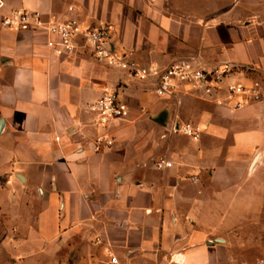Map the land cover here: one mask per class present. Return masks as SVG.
<instances>
[{"label":"crops","instance_id":"crops-1","mask_svg":"<svg viewBox=\"0 0 264 264\" xmlns=\"http://www.w3.org/2000/svg\"><path fill=\"white\" fill-rule=\"evenodd\" d=\"M0 1V22L27 10L46 21L107 25L114 51L141 66L191 61L208 71L229 65L250 70L252 79L264 75V0ZM47 38L0 24V175L12 191L39 202L21 254L7 250L11 262L220 264L211 247L219 238L211 240L207 229L216 213L220 222L221 206L207 197L222 196L216 140L238 126L221 118L250 120L264 100L240 110L224 95L221 105L186 92L160 100L151 83L97 61L84 47L54 57ZM234 81L248 82L234 74L224 83ZM114 87L128 116L99 126L89 105ZM162 112L165 126L154 121ZM176 122L199 124L204 135L197 141L174 135L168 126ZM103 134L113 146L94 153L93 141ZM233 135L235 149L253 148V131ZM262 156L252 157L249 174ZM159 159L172 166L158 169Z\"/></svg>","mask_w":264,"mask_h":264},{"label":"built area","instance_id":"built-area-1","mask_svg":"<svg viewBox=\"0 0 264 264\" xmlns=\"http://www.w3.org/2000/svg\"><path fill=\"white\" fill-rule=\"evenodd\" d=\"M0 24L14 31L37 30L46 33L48 38L45 47L56 58L70 57L78 47H84L97 61L127 73L134 80L151 83L154 95L160 100H172L178 93L186 92L213 99L217 105H221V95H224L225 103L233 110L264 100V75L252 79L249 76L250 70L239 71L229 65L208 71L191 61H176L165 68L158 65L141 66L114 51L111 28L107 25L83 27L76 20L46 21L40 13L27 10L12 11L1 19ZM234 74L248 82L234 81L225 85V80ZM89 111L94 114L99 126H106L111 121H122L129 112L119 99L116 87L104 88L100 98L89 105ZM169 132L197 141L203 129L199 124L176 122L170 126ZM112 146L113 141L109 135L103 134L95 137L92 151L98 153ZM171 166L172 163L164 159L156 162L158 169ZM191 181L196 183L197 179L193 177ZM110 262L116 263V259L111 258Z\"/></svg>","mask_w":264,"mask_h":264},{"label":"rangeland","instance_id":"rangeland-1","mask_svg":"<svg viewBox=\"0 0 264 264\" xmlns=\"http://www.w3.org/2000/svg\"><path fill=\"white\" fill-rule=\"evenodd\" d=\"M262 105L248 118L250 120L245 117L240 120L221 118L223 123L231 122L232 126L237 122L238 126L229 135L222 134V141L216 140V145L221 148L223 164L222 196L219 198L216 194L207 197V203L216 209L218 201V206H221L220 222L218 223L216 213L215 224L212 217L207 229L211 240H222V243H213L211 246L216 249V255L221 257L220 264H264V104ZM247 131H253V148L235 149L233 134ZM257 152H263V156L257 168L249 174L247 166ZM229 157L235 159L231 158L233 164L226 169L224 164ZM37 208V200L24 197L20 191H12L5 177L0 175V264H24L16 258L11 262L13 258L7 250L13 249L18 255L21 254L24 249L23 239L29 233L28 227L34 225V211Z\"/></svg>","mask_w":264,"mask_h":264},{"label":"water","instance_id":"water-1","mask_svg":"<svg viewBox=\"0 0 264 264\" xmlns=\"http://www.w3.org/2000/svg\"><path fill=\"white\" fill-rule=\"evenodd\" d=\"M154 121L159 124V125H162V126H165L167 124V113L166 112H162L160 113L156 118H154ZM170 128V126H168ZM258 157H259V154L256 155L253 159V161L251 162V165L249 167V170L251 171V169L254 167L255 163L257 162L258 160ZM215 242H218V243H222V240L220 239H215L214 240ZM211 244V242H210Z\"/></svg>","mask_w":264,"mask_h":264}]
</instances>
